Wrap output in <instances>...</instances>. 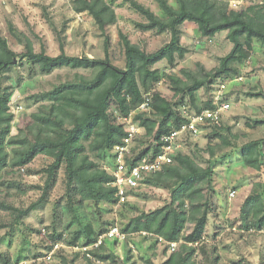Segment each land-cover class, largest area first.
<instances>
[{
	"label": "rangeland",
	"instance_id": "374dc122",
	"mask_svg": "<svg viewBox=\"0 0 264 264\" xmlns=\"http://www.w3.org/2000/svg\"><path fill=\"white\" fill-rule=\"evenodd\" d=\"M79 1L0 0V35L18 55L26 53L27 44L31 42L36 53L46 52L57 57L63 48L69 56L108 59L120 71L127 69L121 35L146 54L157 52L172 39L168 31H143L139 25L146 24L147 19L133 8L129 0H104L116 16V22L107 28L104 35L89 12H79L82 7ZM134 1L150 9L157 17L167 18L156 0ZM167 1L173 8H179L177 0ZM212 1L228 13L233 11L232 0ZM249 1L253 11H236L243 12L246 18L252 17L263 6V0ZM178 39L188 51L185 57L181 59L176 55L173 65L164 60L154 65L152 70L186 80L182 71L197 74L198 64L212 71L220 66L221 59L233 48L227 32L214 38H204L198 26L189 21L179 27ZM14 63L3 71L0 78L3 90L10 94L9 105L15 115L12 136L33 125V115L39 113L42 106L53 104L46 96L48 93L66 84L79 83L82 77L93 80L98 72L62 68L46 75L42 74L39 66L25 59L18 58ZM237 66L238 76L216 78L196 93L195 103L186 97L184 103L176 107L182 116L185 112H199L209 104L213 105L220 85L226 86L225 101L229 103L230 110L224 114L222 123L209 125L196 137L187 136L179 150L194 158L203 168L209 163L213 166L210 214L203 242L198 245L206 247L208 256L199 250L194 257L197 264H264V232L245 229L241 219V208L247 197L254 191L264 195V45L254 40L250 59ZM155 91L172 103H180L183 96L176 95L168 78L162 79ZM110 112L116 119L120 115L114 104ZM151 112L152 109L145 114ZM138 113L136 111L134 116ZM257 141L262 143L260 169L247 166L242 150L245 145ZM85 145L86 154L100 169L112 168L110 157L102 160L97 152L92 151L90 142ZM148 147H153L150 137L140 136L134 152L141 154ZM13 148L9 145L7 149L11 152ZM52 163V158L40 155L22 171L8 168L0 176V200L20 210L37 203L43 197L42 189L47 179L43 171ZM234 191L236 197L231 198L230 193ZM170 202L171 191L155 184H147L131 193L125 207L83 201L78 194L68 193L66 167L63 165L46 200L30 215L19 217L15 211L0 210V257L13 264H146L148 260L162 264L171 254L166 244L139 235L129 236L126 242L109 243L106 255L112 253L114 259L105 261L98 258L88 260L71 247L86 244L114 225L127 231L131 222L142 213L154 212ZM89 228L93 230L91 236ZM60 236L65 247L51 261L46 260V254L56 243L55 238ZM75 239L78 240L76 245L69 243ZM183 242L178 243L181 245ZM212 257L219 259L211 263Z\"/></svg>",
	"mask_w": 264,
	"mask_h": 264
},
{
	"label": "trees",
	"instance_id": "16d2710c",
	"mask_svg": "<svg viewBox=\"0 0 264 264\" xmlns=\"http://www.w3.org/2000/svg\"><path fill=\"white\" fill-rule=\"evenodd\" d=\"M177 1L178 9L173 8L167 0H156L167 16L166 19H161L150 9L129 0L133 8L147 19L146 24L139 25L143 31H168L172 34V39L157 52L146 54L126 36L121 35L127 56L126 71H120L108 59L69 56L63 48L57 57H51L46 52L36 53L31 42L27 44L26 53L18 55L0 35V78L3 71L14 66V61L18 58L39 66L42 74L46 75L62 68L98 71L93 80L82 77L79 83L66 84L48 93L46 96L53 104L42 106L40 112L33 115L34 124L15 136H12L15 115L9 105L10 94L3 90L0 81V176L8 168L22 171L40 155L53 159V163L43 171L47 179L42 189L43 197L37 203L26 210H20L0 200V210L15 211L19 217L30 215L46 200L48 192L55 184L56 174L63 165L66 167L68 193L78 194L83 201L116 205L117 189L110 185L113 177L90 160L85 145L90 142L92 151L97 152L102 160L110 157L113 166L112 151L127 133L124 126L117 122L114 113L110 112L111 106L114 104L120 115H128L131 111H138L145 94L152 92L151 114L138 113L134 119L146 129L147 137L158 142L163 135L185 122L186 119L179 114L176 107L183 104L186 97L195 103L196 93L212 84L214 79L238 76L240 71L237 65L250 59L254 40L264 45V0L262 8L250 18H246L243 12L228 13L212 0ZM79 3L82 5L79 12H89L106 35L107 28L116 22L111 7L104 0H81ZM250 11H253L252 7ZM187 21L195 23L204 38H214L219 33L227 32V39L233 45L231 52L212 71H207L201 64L197 65V74L182 71L186 80L152 70L154 65L164 60L173 65L176 55L183 59L188 53L178 39L179 27ZM106 38L109 39L108 36ZM164 78L172 82L176 95H183L180 103H172L155 91L156 85ZM207 107L214 108L210 104ZM261 144L257 141L243 147V158L247 166L261 168ZM9 145L14 146L11 152L7 149ZM152 150L154 154L160 151L158 145L153 143V147L143 150L140 157ZM212 180L211 163L203 168L194 158L178 153L174 165L152 174L146 182L171 191V202L154 212L142 213L131 222L127 231H147L170 243L183 240L178 250L171 253L162 264H197L194 257L199 250L205 257L208 256L206 247L195 245L203 242L206 231ZM241 219L245 229L264 231L263 194L254 191L247 197L241 208ZM123 231L127 232L124 229ZM88 233L91 236L93 230L89 228ZM100 235L89 239L86 244L96 241ZM62 239L61 236L56 237L55 242ZM77 242L75 239L69 243L76 245ZM108 245L109 243L104 245L96 256L101 261L114 259L112 253L106 255ZM167 249L169 250L168 247ZM214 258L210 259L211 263L219 259ZM0 260L2 264H13L9 259L0 257ZM146 264L155 263L148 260Z\"/></svg>",
	"mask_w": 264,
	"mask_h": 264
},
{
	"label": "built area",
	"instance_id": "2783aa9c",
	"mask_svg": "<svg viewBox=\"0 0 264 264\" xmlns=\"http://www.w3.org/2000/svg\"><path fill=\"white\" fill-rule=\"evenodd\" d=\"M249 0H232L231 8L233 11H250ZM244 8V9H243ZM245 11V12H246ZM225 84L219 86V89L214 95L213 107L204 108L199 112L188 113L185 112L183 117L186 119L178 128L173 129L170 133L163 135L160 141H151L160 149L154 154L153 150L145 156L140 157V153L135 151V143L140 136H146V129L141 127L134 119V111L128 115H118L117 119L126 130V137L121 143L115 146L112 151L113 166L106 168L112 177L111 186L117 189L116 196L118 202L116 207L126 206L131 198V193L139 191L142 187L147 185V180L152 174L161 172L167 166H172L175 163V156L180 153L183 140L187 136L196 137L200 135L203 130L209 125H220L224 114L230 110V105L225 101ZM151 95L147 94L144 97L143 103L139 106L138 111L141 114L150 112ZM236 192H231L230 197L235 198ZM264 232V231H263ZM139 235L145 238L154 239L159 244H166L169 252L173 253L178 250L180 244L178 242H167L163 237L147 231L137 233H127L119 225H114L105 233L101 234L96 241L90 244L76 245L71 247L75 253H79L88 260H96L101 248L107 243L111 242H126L129 236ZM192 245V244H191ZM197 243L195 246H198ZM65 246L62 241L56 242L52 249L46 254V260L51 261L54 255ZM132 249L134 247L132 246Z\"/></svg>",
	"mask_w": 264,
	"mask_h": 264
}]
</instances>
